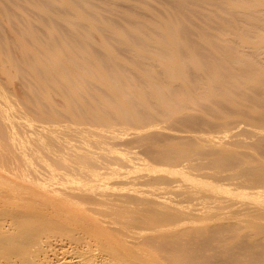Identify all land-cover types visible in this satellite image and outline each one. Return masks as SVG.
<instances>
[{
	"label": "bare ground",
	"instance_id": "obj_1",
	"mask_svg": "<svg viewBox=\"0 0 264 264\" xmlns=\"http://www.w3.org/2000/svg\"><path fill=\"white\" fill-rule=\"evenodd\" d=\"M7 1L8 4L6 0H0V24L5 18L7 19V16L11 18L10 24H7L10 35H3L2 29L0 30L2 32H0V52L4 49L3 54L6 57L0 59V75L4 76L6 72L10 75L15 68L25 77L24 66L30 70V75L20 83L22 92L16 93L19 88L14 91L13 88L1 86L0 98L12 99L14 109L17 112H23L20 101L30 97L34 111L50 115L48 129L63 130V137L56 138V142L59 139L63 140V146L58 145L55 157L53 156L55 162L47 163L45 170L50 181H56L60 176L62 178L59 184L73 186L65 189L64 194H0V249L4 251V254L12 255L9 257L12 260L10 259L8 263L36 264L37 261L43 263L49 254L47 253L46 256L43 254L45 258L43 257L42 260L36 256H39L38 251L41 252L39 245L44 242L41 235L47 232H64L77 244L81 243L83 249L77 255L79 257L77 260L80 262L78 264H199L201 262L197 263V261L202 257V262L212 260L213 258L210 259L209 255L206 257L204 253L212 251V242L216 241L208 238L213 230L211 223L221 218L220 214L216 212L213 214L214 208L218 211L221 207H238L237 202L228 196L241 198L244 212L241 213L242 209H237L239 212L232 213L233 218L241 220L238 219L241 214L245 215L255 208L264 207V200H262L264 195L263 197L261 195L262 199L257 197L258 194H264V154L260 153L262 150L256 148L258 152L255 150L252 152L248 146L249 142L243 147L242 141L236 145H225V147V141H223V145L221 147L219 145L218 148L224 149L220 155H217L218 158L215 161L213 154L212 164L217 166V169L212 170L213 174L208 176L201 175V171L207 167L206 159L204 160L206 162L197 160L199 162H195L194 167L191 165V161L196 160L199 154L196 149L186 147V141L185 149L182 147L178 150L176 157L181 161L183 159L190 162L191 167L188 165L187 172L182 171L183 169L178 172L179 170L170 169V166H166L170 170H164V167L163 170L156 169L158 168L156 165L155 168L151 165L154 161L151 164L146 163L142 156L137 157L132 154L133 152L131 153V147L129 150L122 148L121 141L120 144L118 141L128 131L130 134L133 131V137L136 139L138 135L143 134V131L156 127L159 121L162 124L164 122L165 125L170 121L172 123L169 125L173 124V120L177 117L182 119L180 115L182 116L188 110H195L196 107H202L204 104L207 105L208 102H211L215 109L217 104L213 105L216 102V100L213 101L214 99L222 98L233 107L236 105L238 113L243 109L244 106L241 107V105L247 103L246 101L253 102L254 98L264 100V0H167V2L165 0V3L157 1L159 2L157 7L151 6L149 0H134L135 6L130 5L132 11H122L118 9L119 7L116 9V5L112 2L104 8L95 4L94 0H51L55 6L54 10L59 9L61 14V10L65 11L62 16L58 12L54 13L50 0L49 3L46 0H37L38 3L32 0L36 2V7L39 5L37 11L34 7H30L29 2L32 1H21L26 3V6L29 3V8L35 9L34 14L40 13L41 19L46 18L42 21L39 16L31 17L33 21L39 19V22H35L40 26L36 25L32 19L27 21L24 18L30 15L20 8L22 7V4L18 2L20 0H16V3L21 6L17 5L15 0ZM9 2L22 9L24 15L21 18L25 21L20 20L21 14H18L17 7L14 6L16 11H13L15 10L11 6L13 4L9 5ZM44 2L51 5L52 10L51 6L48 9ZM58 4L64 8L61 9ZM9 6L14 13L8 10ZM104 10L112 14L110 18L113 23L103 16ZM32 13L31 11L30 14ZM12 17L17 18L13 21ZM197 19L201 24L192 22ZM58 21L64 23V30H61L62 24L57 25ZM16 26L21 28L17 29ZM198 27L201 30L197 31ZM97 50L108 53V56L98 53ZM122 52L128 55L125 56ZM55 97L59 99L55 100ZM240 103L242 104L239 107ZM253 103H248L252 105L251 110L253 106L256 107ZM250 107L246 110H250ZM228 108L231 109V107ZM257 109L259 108L256 107L255 110ZM221 110L220 117L223 121L226 120L225 117L229 119L227 114L222 115L225 113L224 109L221 108ZM64 111L66 115L75 118L74 125L67 126L65 129L64 124H60ZM252 111L254 113V110ZM258 111L260 115L247 111V114L251 113L250 117L253 115L254 118L255 114L257 117L254 118V120L257 119L255 121H250L251 118L248 117L251 123L248 122L247 126L250 127L249 131L255 130L256 133L263 134L264 110ZM232 113L231 111L230 114ZM240 113L242 114L243 111ZM240 113L235 119L233 118L234 121L240 116L243 117ZM227 121L229 122L230 119L225 123ZM186 122L184 119V123ZM221 123L224 122L221 121ZM180 125L183 124L180 122ZM235 125H238L237 122ZM230 127L225 124L221 131L228 135L232 131L238 133L239 130H245L244 133L243 131L240 133L241 135H237L244 134L243 136L246 137V133L249 134L246 129H243L242 124V128L240 126L239 129L237 128L238 131L230 130ZM219 132L218 135H221ZM259 133L257 138L262 139L264 135ZM189 134L186 132V135ZM72 135L77 136L72 137ZM209 137H197L196 145L200 148L205 145L211 146L216 141L220 143L219 139L214 137L216 139L214 141L212 137ZM252 137L253 143H257L254 141L257 138ZM226 138L228 140V137ZM244 148H249L252 154L256 153L255 156L260 158L256 157L257 164L250 160L247 161L248 164L244 163L248 158H245V161L242 158L244 162L237 159L239 155L245 156ZM157 155L163 156L162 152L161 155L160 153ZM165 155H167L166 152L163 156L165 159L169 158ZM31 157L30 154L29 158ZM236 159L239 164L235 161ZM249 161L253 164L251 165ZM214 166L211 168L214 169ZM123 169H130V171L126 173L122 171ZM192 171L197 174L194 175ZM205 172L203 171V174ZM169 175L172 179L178 178L177 182L174 181L176 184L180 182L179 186L175 185L178 187L175 190L180 199L176 195L174 200L171 199L172 196L162 194L165 190L166 194L168 191L174 192L172 189L175 188V183L173 185L171 181L169 183ZM0 177L2 183L8 186L15 184V181L10 178L1 174ZM117 181L120 182L119 185L115 183ZM34 182L38 185L34 187L35 189L40 187L39 189L43 190V187H46V184L40 185L38 180ZM117 186H120L119 191H116ZM148 188H154V190ZM16 189L11 188L12 191ZM254 194L256 197L253 196ZM181 198L184 200L182 201ZM213 199L219 203L217 207ZM185 203L195 204V206L193 208L184 205ZM30 208H33L34 213L41 220L37 227H31L28 224L32 219L29 213ZM65 218L68 219L64 222ZM5 220H7L6 223L3 222ZM42 222L43 224L40 225ZM228 227L224 229L228 231ZM232 227L234 226L229 227L230 230ZM216 230L218 232H215ZM216 230L213 231L215 236L223 229ZM207 233L209 235L204 238V234L207 235ZM213 235L211 233V237ZM197 242L202 244L201 247L196 245ZM157 245H162V248L159 246L158 248L165 252L162 253L164 256H160L159 253L157 258L151 260L153 256L150 257V254L154 255L155 252L157 254L160 250L149 253L151 249L149 251L148 246L152 248ZM239 245L236 246L239 249L244 246L239 247ZM246 247L248 248L249 245L245 244L244 249L236 254L245 260L247 257H244L245 255L243 256L241 252ZM33 249H38L35 254L33 253L38 260L31 257ZM146 251H149L148 255ZM218 252L222 253V251ZM144 254L149 258L145 260L142 257ZM229 255L228 257H231ZM246 255L251 258L250 253L247 252ZM13 257L16 260H13ZM239 257H233L234 260L231 258L234 261L232 264H238L239 261H241L240 264L246 263L242 262L244 261L242 259L239 260ZM30 258L31 261L28 262ZM48 258L45 264H49ZM32 259L36 261L33 263ZM251 259L253 260V257ZM208 263L213 264L211 261Z\"/></svg>",
	"mask_w": 264,
	"mask_h": 264
},
{
	"label": "rangeland",
	"instance_id": "obj_2",
	"mask_svg": "<svg viewBox=\"0 0 264 264\" xmlns=\"http://www.w3.org/2000/svg\"><path fill=\"white\" fill-rule=\"evenodd\" d=\"M12 1H14V0H11L10 2H12ZM21 1H23V0H20V1H18L20 4H22V7H20V8H22L23 10H24V13H26V11H27V13H29V17H25L24 16V18H26V20L27 21H31V17H33L34 15H36V16H39L40 15V13H39V15H37V14H34V13H36V11L38 10L37 8H38V6L36 7L35 6V4H36V2L38 3V1L37 0H35L36 2H34V1H32V0H30V1H32V2H34V3H32V2H29L28 0H24V2H29L30 3V5H28L27 4V6H28V8H27V6L25 5L26 3H23V2H21ZM45 1V0H44ZM48 1V2H47ZM51 1V0H50ZM49 0H46V2L47 3H49L50 2ZM157 1H159L160 3H162V2H164L165 0H149V2H150V5L151 6H153V7H157L159 4V2H157ZM162 1V2H161ZM9 2V5L10 4H13V3H10ZM46 2H44L43 4L49 9L50 8V6L51 5H53L52 4V1H51V5H47V3ZM53 2H56V1H53ZM110 2H112V3H114L115 5H116V9H117V7H119L118 9H121L122 11H132L133 9L130 7V5H134L135 6V1L134 0H101V1H96V0H94V3L95 4H97V5H100V6H102V7H104V8H107V4L108 3H110ZM165 2H167V0L165 1ZM164 2V3H165ZM6 3L8 4V1L6 0ZM15 3H16V0H15ZM40 3H42V1L40 2ZM39 3V4H40ZM58 2H56V4H57ZM17 5H20V4H18V3H16ZM16 4H13V5H11L12 6V8L13 9H15L16 7V9H17V12H18V14H21L20 15V18L21 17H23V15H24V13H23V11H22V9L20 10V8H18V6L16 5ZM34 6H33V5ZM43 4H41L42 6H43ZM55 4V3H54ZM40 5V6H41ZM58 5H60V4H58ZM14 6H16V7H14ZM21 6V5H20ZM29 6L32 8V7H34L35 9H36V11H34L35 9H30L29 8ZM61 6V5H60ZM59 6V7H60ZM10 7V6H9ZM8 7V8H9ZM55 6L53 5V11H54V13H56V12H58L61 16L63 15V12H65V11H63V10H61L62 11V14L60 13V11H59V9H58V11H56V10H54L55 8H54ZM58 7V8H59ZM11 8V7H10ZM8 9V10H10V12L12 13L13 11H16V9L15 10H13V11H11L12 10V8L11 9ZM64 8V7H63ZM62 8V6H61V9H63ZM20 10V12H22V13H20L19 12V10ZM27 9V10H26ZM51 10H52V6H51V8H50ZM50 10V11H51ZM64 10H66V9H64ZM29 11V12H28ZM31 11L33 12L32 14H30L31 13ZM53 11H51L52 13H53ZM67 12V11H66ZM10 13V15H12ZM14 13V12H13ZM16 13V12H15ZM17 14V15H18ZM102 14H103V16L104 17H106V18H108V19H110L109 21L110 22H112L111 20V18L110 17H112V14L111 13H109V12H106V10H104V11H102ZM15 14H13V16H14ZM26 16H28V14H25ZM59 15V16H60ZM16 16V15H15ZM35 16V18H37ZM11 17V16H10ZM18 17H19V15H18ZM118 17V16H117ZM3 18H5V16H3ZM15 18H17V17H14V19ZM24 18H21L20 20H22L23 21V19ZM30 20H29V19ZM34 18V17H33ZM39 18H40V16H39ZM42 18H44V17H42ZM9 19H11V18H8V16H7V19L5 18L4 19V21L2 22L1 21V24H0V30L2 29V32H3V35H10V32H9V28H8V26H7V24L9 25L10 24V20ZM14 19H13V17H12V20L14 21ZM46 19V18H45ZM45 19H41L40 18V20H45ZM196 19V18H195ZM19 20V19H18ZM18 20H17V22H18ZM19 20V21H20ZM7 21H8V23H7ZM24 21H25V19H24ZM32 21H33V19H32ZM35 21H38L39 22V19L37 20V19H35L33 22H35ZM12 22V21H11ZM115 22V21H114ZM192 22H194V23H197L198 22V24H201V22L199 21V19H197V20H194V21H192ZM12 23H14V22H12ZM22 23V22H21ZM20 23V24H21ZM36 23V25H38V23L37 22H35ZM35 23H34V25H35ZM62 24V26H60L61 27V30H64V23H61V22H59L58 21V23H57V25L58 24ZM113 23V22H112ZM117 23V22H116ZM4 24V25H3ZM123 24V23H122ZM2 25H3V28H2ZM7 27H6V26ZM22 26H23V24H21ZM20 25V26H21ZM64 25V26H63ZM6 28H5V27ZM13 26H14V24H13ZM18 27V26H16V27H18L17 29H19V28H21V27ZM38 26H40V24L38 25ZM59 26V25H58ZM201 26V25H200ZM60 29V28H59ZM196 30L197 31H199V30H201L200 29V27H198V28H196ZM7 31V32H6ZM1 32V31H0ZM1 32V33H2ZM0 33V34H1ZM6 33H8V34H6ZM13 35V34H12ZM42 35V34H41ZM193 39H196V38H194V37H192ZM203 49V48H202ZM201 49V50H202ZM3 51H4V49H2V51L0 52V59L2 60V59H5L6 57H5V55L3 54ZM96 51V50H95ZM97 52L98 53H101L102 55H106V56H108V53H105V52H103V51H101V50H97ZM123 54H124V52H122ZM127 55H128V53H126ZM125 55V54H124ZM127 55H125V56H127ZM18 64H20L21 66H24L22 63H18ZM3 66H6V65H3ZM24 68H25V77L26 78H28L29 77V75H30V70L29 69H27L25 66H24ZM188 68H190V67H188ZM12 71L13 72H10V75H8V73L6 72L5 74H4V76H1L0 75V87L2 86V87H4V88H8V89H14V91H16L18 88V90L16 91V93L18 92V91H21L22 92V89H21V87H19V86H21L20 85V83H22V80L25 78L24 77V74H22V73H20V72H18V70L17 69H12ZM21 89V90H20ZM10 97V96H9ZM30 97H27V98H23V101H20V104H21V107L24 109V111L23 112H17L15 109H14V105H13V103H12V99H2V98H0V174L1 175H3V176H5V177H7V178H10L12 181H15V184H13V185H11V186H8V185H6V184H4V183H2V179H1V177H0V194H64V190L65 189H67L68 187H73L72 185H65L64 184V186L63 185H61V184H59L58 182L59 181H61V178L62 177H60L59 176V179L58 180H52V181H50V179H49V176H48V173H47V171L45 170V167H46V164L47 163H53V162H55L54 160H53V156L55 157V153L57 152V150H58V145L60 144L61 145V147L63 146V140L62 139H59L58 140V142H56V138L57 137H63V130L62 129H55V131H52L51 129H48V126H49V124H50V115H47V114H44V113H37L36 111H34L33 109H32V105H33V102L32 101H30ZM59 98L58 97H55V100H58ZM222 99V98H221ZM214 99L213 101H215L216 100V102H214L213 103V105H216V108H218V109H214V106H212V103L211 102H208L207 103V105L206 104H204V106H202V107H199V108H195V110H188V112H186V113H184V114H182V116L180 115V118H182V119H177V118H179V117H177L176 118V120H179L178 122L176 121V120H173V124H170L171 125V127H170V125H169V123H172L171 121L170 122H167L168 124L167 125H165L164 124V122H163V124L162 123H160V121H159V124L157 125V126H160V127H151V128H149V130L148 131H143V134H140V135H142V136H140V135H135V137H136V139H134V132L132 133L131 132V134H130V132L127 134L126 133V135L124 134L122 137H120V140L118 141L119 142V144H120V141H121V146H123L122 148H127V150H129L130 149V147H131V149H130V151H131V153L134 155H136L137 157H139V156H142V157H140V158H142V159H144L143 161H145L146 163L148 162V163H152L153 161V163L151 164L154 168H155V165L158 167V168H156V169H160V170H163V167H164V170H170L171 168L173 169V170H179L178 172H180L181 171V169H183L182 171H184V172H187V170L186 169H189V167H191V165L194 167V165H195V162L197 163V162H199V161H197V160H200V161H204L205 159H206V161L207 162H211V163H207L206 161H204V162H206V166L208 167H205L204 169L205 170H202L201 172H202V174L201 175H210L211 176V174H213L212 172L213 171H215V168L217 169V166H214L212 163L218 158L217 157V155H220L221 153H222V150L224 149V148H222V149H220V148H218L219 147V145H220V147L223 145V141H225V143H224V146L226 145V146H231V145H236V144H238V142H240V141H242L243 142V147L244 146H246V144H248L247 142H249V145L248 146H250V150L252 151V152H254V150H255V152H258V150H262V152L260 151V153H263L264 154V149H262L263 148V146H264V136H263V138H262V136H260L262 139H260V138H257V134L259 133H256V131L255 130H251V131H249L250 130V127L249 126H247L248 125V122H249V118H251V120L250 121H255V120H257V119H255L254 120V118H257L256 117V114L259 112L258 110H260V111H263L264 110V107H262V106H264V100L263 99H260V98H254L253 100V102L251 101V102H248V101H246L247 103H243V101H242V103H243V105H241L242 103H240L239 104V107H240V105H241V107H243V109H239L240 111H239V113L241 112V111H243V117L245 116V117H249L248 119L247 118H243V117H241L240 115H238V116H240L238 119H240V121L236 118V120L234 121V119H235V117H237L236 115L237 114H239L238 113V109H237V107H236V105H234V107H233V105L232 104H228V103H226V101H225V99ZM257 100V101H256ZM262 100H263V102H262ZM221 101V102H220ZM262 102V103H261ZM220 103V104H219ZM223 103V104H222ZM248 103H253L254 105H256V107L257 108H259V109H257V111L255 110V106H253V109L252 110H254V113H256L255 114V117L253 118L252 116L250 117V115H251V113L250 112H248L249 114H247V111H251L252 112V114H254L253 113V111L251 110V107H252V105L251 104H248ZM257 103V104H256ZM260 103V104H259ZM222 104V105H221ZM263 104V105H262ZM219 105H220V107H219ZM226 106V108H225V106ZM229 105V106H228ZM231 105V106H230ZM259 105V106H258ZM261 105V106H260ZM238 106V105H237ZM246 106H248L247 108H245ZM251 106V107H250ZM210 107H212V108H209ZM228 107H231V109L230 108H228ZM236 107V109H234ZM238 107V108H239ZM249 107H250V110H246V109H249ZM263 108V110H262V108ZM205 108V110L206 109H208V110H206V111H204V110H201V109H204ZM221 108H223L224 109V111H225V113L224 114H222V115H228L229 116V119H230V121L227 123H225V121L226 120H229L228 119V117L226 118L225 117V121H223V118L222 117H220V110H221ZM228 108V109H227ZM245 108V109H244ZM200 109V110H199ZM214 109V114H212L213 113V110ZM220 109V110H219ZM227 109V110H226ZM193 111H196V112H198V114L195 112L194 114L192 113ZM204 111V112H203ZM222 112H223V110H221ZM227 111V112H226ZM231 111L233 112L232 113V115L230 114L231 113ZM237 111V113H236V115L235 116H233V114H235V112ZM244 111H245V113H244ZM256 111V112H255ZM203 114H202V113ZM206 112V113H205ZM216 112V113H215ZM229 112V113H228ZM191 114V115H190ZM208 114V115H207ZM211 114V115H210ZM217 114H219V115H217ZM247 116H246V115ZM259 114V113H258ZM257 114V115H258ZM205 115H207V116H205ZM209 115H210V117H209ZM212 115H214V116H212ZM216 115V116H215ZM233 116V117H231V116ZM260 115V114H259ZM190 116V117H189ZM200 117V118H199ZM207 117V118H206ZM224 117V116H223ZM233 119H231V118ZM258 117H260V116H258ZM189 118V120H187ZM210 118V119H209ZM219 118H222V120L220 119L219 120ZM184 119H185V121H187L186 123H184ZM191 119V120H190ZM209 119V120H208ZM216 119V120H215ZM259 119V118H258ZM183 120V121H182ZM190 121V122H189ZM198 121V122H197ZM204 121V122H203ZM209 121H210V123H209ZM220 121V122H219ZM221 121L222 122H224V123H221ZM231 121H232V123H231ZM243 121V122H242ZM74 122H75V118L74 117H72V116H69V115H66L65 114V111H64V116L61 118V122H60V124H64V129H65V127H70V126H73L74 125ZM175 122V123H174ZM180 122H181V124H183V125H180ZM183 122V123H182ZM207 122H208V124H207ZM221 123V124H219V123ZM236 122H237V124L241 127V124H242V127H243V129H246V131L247 132H249V134H247L246 132V137H244L245 135L244 134H242V136H239V135H241L240 133L243 131L242 129V131H240L239 130V132L238 133H236L235 131H232L230 134H225V133H223L221 130H222V128L224 127V125L225 124H227V126L228 127H230V126H232V127H230V130H236L237 128L239 129L240 127L238 126V125H235L234 126V124H236ZM194 123V124H193ZM215 125H214V124ZM218 123V124H217ZM229 123L231 124L230 126H229ZM246 123V124H245ZM249 123H251V122H249ZM176 126H175V125ZM184 124H186V125H184ZM190 124V125H189ZM193 124V125H192ZM222 124H224L223 126H222ZM244 124H245V126H244ZM163 126V128H162V126ZM164 125H165V127H164ZM169 125V126H168ZM166 126H168L169 128H170V130H169V128L168 127H166ZM211 126V127H210ZM217 126V127H216ZM220 126H222V127H220ZM238 126V127H237ZM199 129H198V128ZM210 127V128H209ZM215 127V128H214ZM241 127V128H242ZM51 128V127H50ZM155 128V129H154ZM162 130H160V129ZM182 128V129H181ZM212 128V129H211ZM214 128V129H213ZM219 128H221L220 130H219ZM232 128V129H231ZM164 129V130H163ZM172 129V130H171ZM174 129H176V130H174ZM180 129V130H179ZM190 129H192V130H190ZM196 129V130H195ZM205 129V130H204ZM207 129V130H206ZM238 129H237V131H238ZM249 129V130H248ZM152 130V131H151ZM153 130H155L154 132H153ZM182 130H185V131H183L182 132ZM192 131H193V133H192ZM197 132V133H195V132ZM206 131V132H205ZM209 131V132H208ZM212 131H214V132H216V133H214V132H212ZM220 131V132H219ZM245 131V130H244ZM244 131H243V133H244ZM74 134H78V132H74V131H72ZM104 132V131H103ZM165 132V133H164ZM171 132H173V133H171ZM182 134H181V133ZM186 132H187V134H189V132H190V134L189 135H186ZM203 134H202V133ZM218 132H219V134H221V135H218ZM236 134H235V133ZM192 133V134H191ZM254 135V137H252V135ZM261 134H262V132H260ZM259 133V134H260ZM130 134V135H129ZM157 134H159V135H157ZM177 134V135H176ZM205 134V135H204ZM224 134V135H223ZM237 134H239V135H237ZM128 135V136H127ZM153 135V136H152ZM157 135V136H156ZM185 135V136H184ZM196 135V136H195ZM206 135H209L210 137H212L211 139H213L214 141L217 139V135H218V141L220 142V143H218L217 141L216 142H214L213 144H211V146H207V145H205L204 147L203 146H201L200 148H199V146H197L196 145V143H195V139L197 138V137H199V136H201V137H209V136H206ZM213 135V136H212ZM234 137H233V136ZM237 135V136H236ZM244 135V136H243ZM250 135V136H249ZM262 135H264V133L262 134ZM74 136H77V135H74ZM73 135H72V137H74ZM125 136V137H124ZM148 136V137H147ZM175 136V137H174ZM178 136V137H177ZM222 136V137H221ZM223 136H224V138H226V137H228V140H227V138L226 139H224L223 138ZM230 136H232L231 138H230ZM250 138H249V137ZM173 137V138H172ZM177 137V138H176ZM209 137V138H210ZM216 139H215V138ZM222 139H224V140H222ZM251 137L252 138H257L256 140H254V141H257V143H253V139H251ZM64 138H66V136L64 135ZM138 138V139H137ZM141 138V139H140ZM181 138V139H180ZM230 138V139H229ZM232 138H234V140L232 141ZM243 138H246V139H244V140H242ZM249 138V139H248ZM125 139V140H124ZM140 139V141H138ZM192 139V140H191ZM198 139V138H197ZM262 141V142H260V140ZM136 140V141H135ZM164 140V141H163ZM222 140V141H221ZM227 140V141H226ZM232 141V142H229V141ZM236 140V141H235ZM144 141H146V142H144ZM175 141V142H174ZM186 141V142H185ZM193 141H194V143H195V146L199 149H197L195 146H194V143H193ZM124 142V143H123ZM157 142V143H156ZM176 142H178V143H176ZM180 142H181V144H180ZM184 142H185V144H186V147H188L189 148V146H190V148L191 149H196L197 151H198V156L199 157H201V158H197L196 160H192L191 161V165H190V162L188 161V160H185V161H183V159H182V161L180 160V159H178L176 156H177V153L176 152H178V150H181L182 149V147H183V149H185L184 147H185V145H184ZM187 142H189L188 144H187ZM245 142V143H244ZM259 142H260V144H259ZM62 143V144H61ZM148 143H150V144H148ZM165 143V144H164ZM175 145H174V144ZM229 143V144H228ZM261 143H263V145H261ZM129 144V145H128ZM158 144V145H157ZM172 144V145H171ZM252 145V147H251V145ZM253 144H257V145H259L258 147L257 146H255V145H253ZM144 145V146H143ZM178 145H180V146H178ZM182 145V146H181ZM188 145V146H187ZM262 147H261V146ZM127 146V147H126ZM169 146V147H168ZM171 146V147H170ZM177 146V147H176ZM215 146V147H214ZM223 146V147H224ZM225 146V147H226ZM247 146V147H248ZM253 146H255V147H253ZM152 147V148H151ZM159 147V148H158ZM242 147V146H241ZM240 147V149L242 150V148ZM261 147V149H259ZM134 148H135V150H134ZM163 148V149H162ZM203 148H205V149H203ZM218 150H217V149ZM252 148H254V149H252ZM258 150H257V149ZM151 149V150H150ZM159 149V150H158ZM220 149V150H219ZM245 149V148H244ZM243 149V150H244ZM246 149H248L247 150V152H246ZM245 149V153H244V151H241V152H243V154H245V156H243V157H241L240 155H239V157L237 158L239 161H242V162H244L245 161V158H248L244 163H246V164H248L247 163V161L248 160H250L251 162L252 161H254L253 163L254 164H257V160L258 159H260V158H258V156H255L256 155V153H251V151H249V148H246ZM134 150V151H133ZM161 150V151H160ZM200 150H201V152H200ZM204 150H205V152H204ZM239 150V149H238ZM154 151V152H153ZM156 151V152H155ZM161 152H162V154H163V156H164V154H165V152H166V154L167 155H165V156H169V158L168 157H166V159L161 155ZM164 152V153H163ZM167 152H169V153H167ZM174 152V153H173ZM248 152H249V154H248ZM137 153V154H136ZM160 153V157H159V155H157V154H159ZM207 153V154H206ZM32 155V157L31 158H29V155ZM145 154V155H144ZM152 154V155H151ZM200 154H202V155H200ZM213 154H214V156H215V159H214V156H213ZM149 155V156H148ZM146 156V157H145ZM172 157V158H171ZM208 159H207V158ZM258 159H257V158ZM153 158V159H152ZM163 160H162V159ZM171 158V159H170ZM204 158V159H203ZM211 158V159H210ZM240 158V159H239ZM242 158H244V161H243V159ZM149 161H148V160ZM173 160L172 162L171 161H169V160ZM203 159V160H202ZM214 159V161H212ZM235 160V161H237V163L239 164V162H238V160ZM166 161V163H165V161ZM64 161H66L65 160V157H64ZM188 161V164H186L185 165V163ZM249 161V163L251 164V162ZM158 162V163H157ZM169 162V163H168ZM163 163V164H162ZM173 163H175V164H173ZM178 163V164H177ZM180 163V164H179ZM252 163V164H253ZM161 166H160V165ZM166 164V165H165ZM173 164V165H172ZM212 166H211V165ZM251 164V165H252ZM165 165V166H164ZM177 167H176V166ZM188 165H189V167H188ZM168 166H170L169 168H167ZM178 166H180V167H178ZM213 167L214 166V169H212L211 167ZM166 168V169H165ZM209 168H210V170H209ZM196 169V168H195ZM213 170V171H212ZM122 171H124V172H126V173H128L129 171H130V169H123ZM189 171V170H188ZM193 171H195V170H193ZM193 171H192V173H193ZM203 171L205 172V174H203ZM208 171V172H207ZM61 172V171H60ZM190 172V171H189ZM209 172H211V173H209ZM140 173H144V171H140ZM167 174V173H166ZM194 175H196L197 174V172H194L193 173ZM208 175V176H209ZM167 177H168V175H167ZM169 177H170V175H169ZM176 178V179H175ZM64 179V178H63ZM35 180H38V182H39V184L40 185H42V184H46V187H43V190L42 189H39L40 187H38V189H35L34 187H36V186H38L37 185V183H35L34 181ZM169 180V183H171L172 182V184L171 185H173L175 182L174 181H176V180H178V178L177 177H173V179L170 177V179H168ZM136 181V180H135ZM138 181V180H137ZM171 181V182H170ZM209 181H211V180H209ZM168 182V181H167ZM177 182V181H176ZM116 184H118L119 185V181H117V182H115ZM180 183V182H179ZM179 183H175L174 184V189H172V192L173 193H171V192H169L168 190V193L166 194L165 193V191H163V193L162 192H160V194L162 193L163 195L165 194V195H167V196H172L171 197V199H176V196L178 195V193L176 192L177 190H175L176 188L178 189V187L177 186H179ZM115 184V185H116ZM175 185H177V186H175ZM180 186H182V184H180ZM17 188L15 191H12L11 190V188ZM129 187H131V185H129ZM172 187V186H171ZM23 188H29V189H23ZM148 189H151V188H148ZM56 190V191H55ZM120 190V186H117L116 187V191H119ZM151 190H154V188L153 189H151ZM176 192V193H175ZM131 193H133V191H131ZM174 194V195H173ZM176 195V196H175ZM260 195V196H259ZM261 195H262V197H263V195L264 194H258L257 195V197H261ZM225 196H228V195H225ZM254 197H256V195L254 194L253 195ZM178 197V196H177ZM184 197V196H183ZM229 198H231V199H234V201L235 202H237V206L238 207H232V208H222L221 207V209L219 208L218 209V211H217V209L216 208H214L215 207V205H213L214 207V211H212V210H210V211H212L213 212V214L216 212L217 214H220V217L221 218H218V219H215L211 224H212V227H210V228H212L213 230H212V232L211 231H209V232H211L212 233V235H213V231H215L216 229H218L219 228V230L221 231L222 229L223 230H225V232L223 233L222 231L220 232V233H217L218 235H216L217 236V238H215L216 236L215 235H213L212 237H211V233H207V235L206 234H204L205 235V237L204 238H206L208 235H209V237L208 238H213V239H215L216 241H213L212 242V251H207V253H204V254H206V257L208 256L210 259H212V260H210L211 261V263L213 262V264H220V263H223V262H225V263H223V264H228V262H229V260L231 261V262H229L230 264H232V262H234V261H232V260H234L233 259V257H235V256H238L239 257V255H236L237 254V252H240V251H242L244 248V246H245V244H247V245H249V247H251V248H245V250L243 251V252H241L242 253V255L244 256V257H249V256H247L246 255V253L248 252V253H250L251 254V258L253 257V260L251 259V258H248V261H247V258H246V260H245V258L243 259V258H240L239 257V260L240 259H242V260H244V261H242V262H249V260L251 259V261L249 262L250 264H264V207L263 208H255V209H253L252 211H250L249 213H245V215H242L241 214V216H239V218L238 219H241V220H236L237 218H233L234 216H232V213H234V212H239L237 209H242V211H240L241 213H243L244 212V205H241L242 204V201H243V199H241V198H236V197H232V196H228ZM262 197H261V199H262ZM179 198V197H178ZM177 198V199H178ZM174 199V200H175ZM180 199V198H179ZM182 199V198H181ZM184 199H182V201H183ZM262 200H264V198L262 199ZM213 201L215 202V200L213 199ZM195 202H198L199 203V201H195ZM194 202V203H195ZM213 202V203H214ZM212 203V204H213ZM212 204H208V205H212ZM214 204H216V207H217V205H219V203L218 202H215ZM184 205H188V206H191V207H193L194 208V206H195V204H193V205H190V204H184ZM207 205V204H206ZM208 207V206H207ZM206 207V208H207ZM210 207H212V206H210ZM220 207V206H219ZM201 208V207H200ZM29 213H30V216H31V221L28 223L31 227H37V225H39V223L41 222V220L37 217V215L34 213V210H33V208H30L29 209ZM209 211V210H208ZM222 214V215H221ZM216 215V214H215ZM254 215V216H253ZM64 217H66V215L64 214ZM67 217H69V216H67ZM217 217H219V216H217ZM223 217H225V218H223ZM5 219H8V218H5ZM68 219V218H67ZM66 218L64 219V222L67 220ZM3 222H7V220H5V221H3ZM43 224V222L40 224V225H42ZM234 224V225H233ZM192 225V224H191ZM218 225V226H217ZM227 225H229V227H231V226H234V227H232L231 228V230H230V228L227 226ZM193 226V225H192ZM218 228H217V227ZM222 227V229H221V227ZM214 227L216 228L215 230H214ZM225 227H228V231H226V229H224ZM236 227L238 228V229H236ZM236 229V230H235ZM211 230V229H210ZM240 230V231H239ZM231 231V232H230ZM215 232H218V230H216ZM236 232V233H235ZM232 233V234H231ZM237 233H238V235H237ZM119 234H121V232H119ZM215 234V233H214ZM236 234V235H235ZM240 234V235H239ZM123 235V234H122ZM203 235V236H204ZM227 235H228V237H227ZM42 240L45 242H43V243H41L39 246V248H40V250H41V252H39L38 251V254H39V256L37 255L36 257L37 258H41V260H42V258L44 257L45 258V256L47 255V253L49 254V255H47L46 256V260H47V258L48 257H50V258H48L49 260H50V262H48L47 261V263H49V264H78V260H79V257H77V255H79V252L83 249V248H81V246L82 245H80L81 243L79 242L78 244H77V242H75V240H72V238L70 237V236H68L67 234H65L64 232H59V233H52V232H47V233H43L42 235ZM218 236H220L219 238H218ZM221 236H223V237H221ZM237 236H239V238L241 237V239H239ZM234 237V238H233ZM236 237V238H235ZM188 238V237H187ZM198 238H200V237H198ZM71 239V240H70ZM230 239V240H229ZM231 239H233V240H231ZM218 240V241H217ZM221 240H222V242H221ZM71 241H73V243L71 242ZM201 241V243H202V240H200ZM200 241H198V242H200ZM204 241V240H203ZM235 241V242H234ZM197 242V243H198ZM233 242V243H232ZM214 243V244H213ZM224 243H225V245H224ZM239 243H240V245L241 246H243V247H240V245H239ZM75 244H77V245H75ZM194 244H196V243H194ZM203 244V243H202ZM202 244H200V243H198V244H196V245H199L200 247H201V245ZM222 245L223 246V248H222V246L220 247V245ZM42 245V246H41ZM80 245V246H79ZM214 245V246H213ZM237 245H239V247H240V249L238 248V247H236ZM45 248H48L49 246H50V248H48V249H45ZM158 246L160 247V248H162V245L160 246V245H157V246H155V247H149L148 246V250L149 249H151V251L149 252V251H146V253L147 252H149V253H154L155 252V250H157V251H159L160 249L158 248ZM217 246V247H216ZM220 248H219V247ZM225 246V247H224ZM36 248L38 247V246H35ZM79 249H78V248ZM38 248V249H39ZM197 248V247H196ZM211 248V247H210ZM219 248V249H218ZM242 248V249H241ZM37 249V250H38ZM50 249H52L51 251H50ZM159 249V250H158ZM250 249V251H247V250H249ZM37 250L35 249H33V252H32V258H35L36 260H38L36 257H34L35 255V251L37 252ZM79 250V251H78ZM145 250H147V248L145 249ZM214 250V251H213ZM216 250V251H215ZM222 251V253L220 252V254H222L221 256H220V254H219V252L218 251ZM225 250V251H224ZM247 251V252H246ZM218 252V253H217ZM236 252V253H235ZM246 252V253H245ZM34 253V254H33ZM41 253V254H40ZM77 253V254H76ZM149 253H147V255L149 254ZM161 255H160V254ZM162 253L164 254L165 252L163 251L162 252V250H160L157 254H156V252H155V254L153 255H151L150 254V257H152V258H150L151 260H153L154 258H157V256H164V255H162ZM240 253V254H241ZM244 253V254H243ZM9 254H11V253H9ZM45 256H44V255ZM159 254V255H158ZM226 254H232V255H229V256H231V257H228V255H226ZM239 254V253H238ZM216 255H217V257H216ZM10 256H12V255H6V254H4V251H2L1 249H0V264H9L8 263V261L11 259L12 260V258H9ZM204 256V258H205V255H203ZM227 256V257H226ZM242 256V257H243ZM142 257H144V259L146 260V259H148L149 257L148 256H146L145 254L144 255H142ZM141 257V258H142ZM146 257V258H145ZM257 259H256V258ZM138 258H140V257H138ZM159 258V257H158ZM203 258V257H202ZM202 258H199L198 259V261H197V263H199V261L201 262V263H205L206 264V262H207V264H210V263H208V262H210L209 260L207 261L206 260V262H202ZM217 258V259H216ZM221 258H224V259H221ZM226 258V259H225ZM227 258H230V259H227ZM231 258H232V260H231ZM15 258L13 257V260H14ZM78 259V260H77ZM149 259V260H150ZM254 259H256V260H254ZM260 259V260H259ZM16 260V259H15ZM33 260V259H32ZM36 260H33L32 262L34 263ZM40 260V259H39ZM46 260L44 261V259H43V263H41V262H38L39 264H45V262H46ZM223 260V261H222ZM224 260H228V261H224ZM19 262H20V260H18ZM31 261V258H30V260H28V262H30ZM52 261V262H51ZM222 261V262H221ZM255 262V263H252V262ZM25 262V261H24ZM27 262V261H26ZM37 262H35L36 264H38ZM68 262V263H67ZM215 262V263H214ZM239 262H241V261H239ZM238 262V264H240ZM80 263V262H79ZM201 263H199V264H201ZM237 263V262H236ZM246 263H244V264H246ZM248 263V264H249ZM29 264H31V262L29 263Z\"/></svg>",
	"mask_w": 264,
	"mask_h": 264
}]
</instances>
